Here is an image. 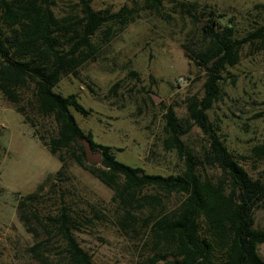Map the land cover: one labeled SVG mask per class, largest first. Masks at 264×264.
<instances>
[{"label":"trees","instance_id":"trees-1","mask_svg":"<svg viewBox=\"0 0 264 264\" xmlns=\"http://www.w3.org/2000/svg\"><path fill=\"white\" fill-rule=\"evenodd\" d=\"M54 6V0H0L1 96L51 155L62 163L67 153L112 190L118 227L125 234L138 235L148 249L142 264H264L258 253L259 244L264 243V226L254 224L255 211L264 207V182L249 175L207 115L218 97L220 72L238 62L244 44L254 51L264 48V19L254 21L239 37L231 17L223 22V13L212 7L199 10L190 0H140L116 10L94 9L90 0H77L76 9L63 14H57ZM253 6L264 10L263 3ZM145 11L166 23L175 14L179 21L193 24L181 47L184 56L205 74L202 96L193 94L183 100L184 117H177L171 105L161 107V146L183 163L180 172L166 175L117 160L108 146L93 141L76 123L70 108L88 113L77 95L53 90L61 78L77 76L79 67L97 59L104 44ZM118 86L119 80L113 82L110 92L115 94ZM45 119L52 128L41 124ZM192 125L206 137L199 152L182 139ZM77 138L87 139L93 151H100L98 166L86 162ZM250 154L255 160L264 159V136L250 146ZM208 167L219 173H209ZM47 180L48 175L16 205L18 219L34 238L29 247L32 256L43 262L42 250L55 248L57 264H93L74 234L91 224L90 215L79 214L66 204L40 213L37 204ZM170 196H176L175 202L165 205Z\"/></svg>","mask_w":264,"mask_h":264},{"label":"rangeland","instance_id":"rangeland-1","mask_svg":"<svg viewBox=\"0 0 264 264\" xmlns=\"http://www.w3.org/2000/svg\"><path fill=\"white\" fill-rule=\"evenodd\" d=\"M54 1L57 14L76 9L77 0ZM134 1L140 0H90V4L94 9L116 10L122 4L134 5ZM190 1L199 10L212 7L223 13V22L231 17L239 37L254 21L264 19V10L253 6L264 4V0ZM193 27L188 20L179 21L175 14L171 23H166L142 12L104 44L97 59L79 67L77 76L61 78L53 90L77 95L88 113L83 115L70 108L76 123L91 134L93 141L108 146L117 160L140 166L147 173H178L183 168L182 160L161 146V107L171 105L177 117H184V98L203 94L204 69L185 57L181 47L185 32ZM220 73L218 97L207 110L208 118L249 175L264 182V159L255 160L250 154V146L264 136V48L254 51L244 44L238 62ZM117 80L119 86L114 94L109 87ZM41 124L52 128L48 119ZM40 131L45 134L41 127ZM182 139L197 152L206 144V137L195 125ZM63 155L62 166L0 94V264H57L55 248L42 250L46 257L43 262L32 256L29 247L34 238L16 213L18 200L47 175L37 204L40 213L54 212L66 204L79 214L90 215L91 224L74 234L93 264H142L148 249L141 245L138 235L125 234L118 227L119 212L111 200L112 190L67 153ZM207 171L219 173L215 167ZM175 199L176 196L166 198L165 205H172ZM254 224L264 226V207L255 211ZM258 253L264 259V243L259 244Z\"/></svg>","mask_w":264,"mask_h":264},{"label":"water","instance_id":"water-1","mask_svg":"<svg viewBox=\"0 0 264 264\" xmlns=\"http://www.w3.org/2000/svg\"><path fill=\"white\" fill-rule=\"evenodd\" d=\"M77 143L82 146L83 154L85 157L86 162L99 164L101 161V154L100 151H93L90 147V143L85 138H77Z\"/></svg>","mask_w":264,"mask_h":264}]
</instances>
